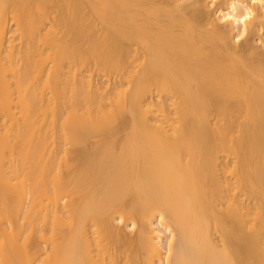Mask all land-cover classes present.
Segmentation results:
<instances>
[{
	"label": "bare ground",
	"instance_id": "obj_1",
	"mask_svg": "<svg viewBox=\"0 0 264 264\" xmlns=\"http://www.w3.org/2000/svg\"><path fill=\"white\" fill-rule=\"evenodd\" d=\"M234 2L0 0V264H264V8Z\"/></svg>",
	"mask_w": 264,
	"mask_h": 264
},
{
	"label": "clouds",
	"instance_id": "obj_2",
	"mask_svg": "<svg viewBox=\"0 0 264 264\" xmlns=\"http://www.w3.org/2000/svg\"><path fill=\"white\" fill-rule=\"evenodd\" d=\"M206 3L208 4V7L213 11L217 8V5L219 4V0H206ZM252 4H259V6L261 8H264V0H251ZM241 7L243 8L244 5L241 4ZM236 8V4L234 2V0H229L228 3V7L226 9H220L216 12H220V11H227L230 13H234V10ZM252 18V12L250 9H245V11L242 13V19L240 16H234L233 14L227 15L226 17H223V22L227 23L229 21L235 20L236 24H242V23H246L249 19ZM257 44H264V41H257Z\"/></svg>",
	"mask_w": 264,
	"mask_h": 264
}]
</instances>
